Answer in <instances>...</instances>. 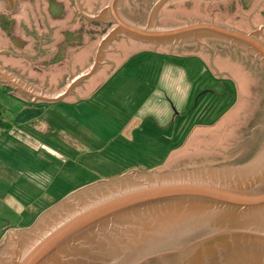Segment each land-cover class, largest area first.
<instances>
[{
	"label": "rangeland",
	"instance_id": "obj_1",
	"mask_svg": "<svg viewBox=\"0 0 264 264\" xmlns=\"http://www.w3.org/2000/svg\"><path fill=\"white\" fill-rule=\"evenodd\" d=\"M56 1L72 4L71 0ZM158 1L121 0L120 15L143 25ZM105 2L74 3L78 11L94 16ZM226 2L169 0L159 8L155 21L160 26L191 21L224 24L231 14ZM221 6L224 10L219 12ZM84 19L86 29L92 31V22H88L92 20ZM94 26L96 44L90 53L110 22L96 21ZM133 42L119 36L106 46L107 53H119L120 59L132 50H144L128 58L107 83L95 82L92 90L100 87L88 100L72 109L54 104L62 108L63 128L82 146L70 141L77 151L66 150L63 164L53 160L52 166L46 165L43 157L31 155L19 139H0V248L9 232L31 225L41 212L80 188L133 172L242 163L260 148L264 140V67L258 61L218 42L159 46L139 42V48H133ZM26 65L22 60L23 71ZM212 75L233 83L226 80L219 86ZM88 82L86 78L82 85ZM29 100L25 94L0 88L1 120L22 125L41 113L34 106L49 109L52 105H31ZM14 140H18L15 146Z\"/></svg>",
	"mask_w": 264,
	"mask_h": 264
},
{
	"label": "water",
	"instance_id": "obj_2",
	"mask_svg": "<svg viewBox=\"0 0 264 264\" xmlns=\"http://www.w3.org/2000/svg\"><path fill=\"white\" fill-rule=\"evenodd\" d=\"M167 1L159 0L143 25L120 15L121 0H106L94 16L81 13L110 26L97 42L92 63L69 87L92 75L106 46L119 36L155 46L218 42L264 67V43L255 30L214 21L160 26L155 16ZM0 79L32 99L56 100L1 69ZM263 147L264 140L242 163L133 172L80 188L41 212L31 225L9 232L0 256L14 251L6 264H264V168H250ZM24 233L31 237L15 240Z\"/></svg>",
	"mask_w": 264,
	"mask_h": 264
},
{
	"label": "flooded vegetation",
	"instance_id": "obj_3",
	"mask_svg": "<svg viewBox=\"0 0 264 264\" xmlns=\"http://www.w3.org/2000/svg\"><path fill=\"white\" fill-rule=\"evenodd\" d=\"M71 1L72 4L69 3V7L73 10L72 16L65 20L64 5L56 0H40V2L38 0H0V69L29 87L35 88L40 84L43 87L45 79L42 81L41 72L62 61H66V66L70 67L85 47L92 45L94 49L97 36L94 26L96 21L88 20L89 23L92 22L93 30H87L83 21L85 17L77 13L75 0ZM221 1H228L226 5L231 13L227 15L229 22L224 24L244 32L255 30L256 37L264 43V0H217V2ZM223 10L221 6L218 11ZM47 18L49 22L46 21ZM61 26H64L62 30H60ZM41 27H45V38L39 40L42 44L36 41L32 45V52L20 53L26 44L23 38L26 36L35 42L37 31H41ZM56 29L60 30V40L52 45L51 35ZM49 55L48 59L38 61L42 56ZM6 59L9 62L6 63ZM22 60L27 62L24 71L18 65L22 63ZM29 71L33 73V77L28 76ZM213 76H211L212 80H215L219 86L223 81L228 80ZM85 80L73 88L78 87ZM0 88L18 92L1 79ZM209 94L216 98L220 96L212 91H209Z\"/></svg>",
	"mask_w": 264,
	"mask_h": 264
},
{
	"label": "crops",
	"instance_id": "obj_4",
	"mask_svg": "<svg viewBox=\"0 0 264 264\" xmlns=\"http://www.w3.org/2000/svg\"><path fill=\"white\" fill-rule=\"evenodd\" d=\"M62 4L64 5V9H65V20L71 18L73 10L69 7V3L66 4L62 3ZM25 5L28 6L29 4L25 3ZM78 9L79 7L76 6L77 13L81 14L82 12L78 11ZM66 15H69V17L68 16L66 17ZM46 21L49 22V19L47 18ZM63 28L64 26L63 27L61 26L60 30H62ZM60 30L56 29L52 33L51 35V37L53 38L51 43L52 45L59 42ZM44 38H45V27H41V31H37V39L35 40V42L31 38L25 36L23 39L26 41V44L20 53L29 54L30 52H32L33 43L35 44L36 41H38L40 42V44H42L41 41L39 40ZM113 41H115V39ZM113 41H111L110 43H113ZM133 43H134L133 48L140 47L139 42L136 41ZM91 48L92 45H90L89 47H85L83 51H80L75 58L74 61L75 63L70 67L66 66V61H62L57 65L51 66L45 72H41L40 77L42 78V81H44L43 79H45L44 81L45 86L41 87L40 85L42 84H40L35 88L32 87L30 88L32 89V91L40 95H44L46 97H51V98L56 97V100L46 102L41 100H35L28 96L30 100L27 102L31 105H37V103L49 104V105L52 104V105L50 106L49 109H44L42 106H34V107H40L41 113L38 114V116L32 118L31 120L28 119L29 120L28 122L23 123L22 125L20 124L21 126L17 125L15 120L8 121V124L10 125V130L4 133L3 135L0 133V139H4L5 137L7 139H11V138L19 139V141L25 143L27 148L30 149L31 155H35L39 159L43 157L45 160L43 159L42 161L43 162L45 161L44 163L50 166H52L53 160H56L57 162H61V164H63V161L65 162V160H67V157H65L66 150L77 151L74 148L75 147L74 144L70 146L71 143L70 141H76L80 146L81 144L77 141V139H75L72 136L71 133H68L67 130L63 128L64 124L62 123L63 121L61 118L63 113L62 108H57L56 106H54V104H63L64 109L65 108L67 109V107H70V109H72V106L76 105L77 103L88 100L94 93L98 92V89L100 87L99 86L97 90H94L95 82H99V85H103L104 83H107L110 76L114 72L118 71L121 65L125 63L128 60V58L144 50V49L142 50L140 49L136 51L132 50L127 58L120 59L119 57L121 56L122 58V55H120L119 53H107L105 49L104 53L101 56L100 65L96 68V70L92 73V75L88 77V81L90 82L84 85L81 84L76 88H73L76 85L69 87V82L73 78H75L79 74V72L85 70V67H88L92 63L94 53L93 52L90 53ZM116 49L118 50V48ZM122 54L124 53L122 52ZM49 57L50 55L42 56L38 61L48 59ZM90 58L91 61L89 63ZM5 61L6 63L9 62L8 59H6ZM18 65L21 68L22 63L20 62V64ZM28 76L33 77V73L29 71ZM93 87L94 89L92 90ZM16 106L18 109H22L19 104ZM54 111H56V113L53 114ZM43 113L45 115L49 113L50 115L56 117L55 118L49 117V119H47L44 118ZM0 116L3 117V113L0 112ZM34 125H38L39 127L36 129ZM26 130H29V132ZM50 140L53 143L50 142ZM17 141L18 140H14L12 144L14 146L17 145Z\"/></svg>",
	"mask_w": 264,
	"mask_h": 264
},
{
	"label": "bare ground",
	"instance_id": "obj_5",
	"mask_svg": "<svg viewBox=\"0 0 264 264\" xmlns=\"http://www.w3.org/2000/svg\"><path fill=\"white\" fill-rule=\"evenodd\" d=\"M250 168H264V147L260 153V155L255 159L252 167ZM47 220V219H46ZM46 220L43 221V223L47 222ZM42 223V224H43ZM39 228V227H38ZM37 228V231L39 230ZM36 230H34L35 232ZM33 232V231H32ZM31 233H24V234H19L15 235V240H17L19 243L25 242L27 239L31 237ZM14 251L12 249L9 251V249L5 250L2 255L0 256V264H6L7 258L10 254H14ZM8 264V263H7Z\"/></svg>",
	"mask_w": 264,
	"mask_h": 264
},
{
	"label": "trees",
	"instance_id": "obj_6",
	"mask_svg": "<svg viewBox=\"0 0 264 264\" xmlns=\"http://www.w3.org/2000/svg\"><path fill=\"white\" fill-rule=\"evenodd\" d=\"M0 128L2 129L1 131L2 135L10 130V125L7 122H3L1 120V116H0Z\"/></svg>",
	"mask_w": 264,
	"mask_h": 264
}]
</instances>
